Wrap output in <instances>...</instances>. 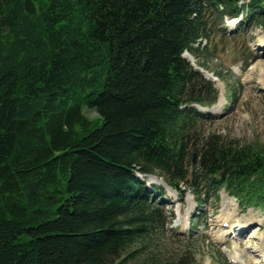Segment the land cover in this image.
I'll list each match as a JSON object with an SVG mask.
<instances>
[{"label": "trees", "instance_id": "trees-1", "mask_svg": "<svg viewBox=\"0 0 264 264\" xmlns=\"http://www.w3.org/2000/svg\"><path fill=\"white\" fill-rule=\"evenodd\" d=\"M238 1L0 0V264H202L138 174L264 209V144L200 136L219 91L183 57Z\"/></svg>", "mask_w": 264, "mask_h": 264}, {"label": "rangeland", "instance_id": "rangeland-1", "mask_svg": "<svg viewBox=\"0 0 264 264\" xmlns=\"http://www.w3.org/2000/svg\"><path fill=\"white\" fill-rule=\"evenodd\" d=\"M241 14L246 15L247 10H243ZM240 15L237 23L239 28L229 31L223 21L221 28L226 32L221 30L218 35L208 39L207 43L203 41L200 46H196V56L189 52H185L184 56L194 67L201 68L202 71L197 70L208 79L217 78L218 82L216 86L220 93L219 101L212 108L201 111L208 118L199 127L200 136L204 138L215 134L228 143L258 145L264 144V49H256V45L264 42V31L258 25L239 26L242 22ZM230 93H233V100ZM85 112L91 118L97 117L95 111ZM193 154L197 155L196 152H192V156ZM143 178L151 186L164 188L161 200L166 203V209L173 213L170 217L173 235L169 233L162 237L170 250L176 251L187 245L190 240L182 233H188L192 222L196 225L193 236L196 237L194 245L201 251L197 257L200 263L230 264V254L239 253L243 262L264 264L256 255L264 253V211L257 208L243 211L233 198H223L224 191L220 192L218 198H211L208 204L199 208L190 189H186L184 196L180 198L161 177L143 175ZM224 201L227 202L226 206ZM232 203H237V206L232 207ZM194 215H198L196 220ZM223 218L230 221V228L221 226ZM202 233L207 235V243L213 241L216 244L223 255L222 259L215 251L216 247L207 246L200 239ZM255 249L261 252L254 251Z\"/></svg>", "mask_w": 264, "mask_h": 264}, {"label": "bare ground", "instance_id": "bare-ground-1", "mask_svg": "<svg viewBox=\"0 0 264 264\" xmlns=\"http://www.w3.org/2000/svg\"><path fill=\"white\" fill-rule=\"evenodd\" d=\"M260 44H262V45H264V42H260ZM259 44V45H260ZM261 47H263V46H259V48H261ZM210 77V76H209ZM225 197V196H224ZM223 197V198H224ZM226 198V197H225ZM224 203H225V206L227 205V202L226 201H224ZM233 204V203H232ZM236 204V203H235ZM235 204H233L234 206H232V207H236V205ZM224 206V205H223ZM230 207V206H229ZM231 209V208H230ZM233 210V209H232ZM235 210V209H234ZM224 211H226L225 210V207H224ZM179 220H181V217H180V215H179ZM246 222V221H245ZM184 223H187V222H184ZM183 223V224H184ZM185 227V226H184ZM253 237H254V235H253ZM251 238H252V236H251ZM262 247V246H261ZM262 249H264L263 247H262ZM241 255V254H240ZM239 255V253L238 254H236V255H234V260L236 259L237 260V262H241L242 264H246L247 263V261H245V262H243L244 260L241 258V256ZM257 255V254H256ZM261 255V254H260ZM264 254H262L261 256H263ZM237 257V258H236ZM238 257H239V259H238ZM250 258V257H249ZM254 262V261H253ZM260 262H262V260H260ZM252 263V262H251ZM258 262H254V264H257ZM248 264V263H247Z\"/></svg>", "mask_w": 264, "mask_h": 264}, {"label": "water", "instance_id": "water-1", "mask_svg": "<svg viewBox=\"0 0 264 264\" xmlns=\"http://www.w3.org/2000/svg\"><path fill=\"white\" fill-rule=\"evenodd\" d=\"M193 160H195V155H194V157H193Z\"/></svg>", "mask_w": 264, "mask_h": 264}]
</instances>
